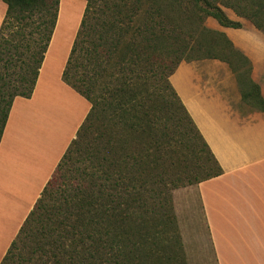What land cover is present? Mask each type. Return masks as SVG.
<instances>
[{
  "label": "trees",
  "instance_id": "trees-1",
  "mask_svg": "<svg viewBox=\"0 0 264 264\" xmlns=\"http://www.w3.org/2000/svg\"><path fill=\"white\" fill-rule=\"evenodd\" d=\"M2 1L0 140L15 97L33 94L60 10ZM223 7L264 32V0H86L62 78L91 109L0 264H148L166 256L157 243L172 249L166 263L186 264L172 188L222 168L170 77L182 61L216 58L250 78L243 50L205 23L242 27ZM50 210L58 226L43 220Z\"/></svg>",
  "mask_w": 264,
  "mask_h": 264
},
{
  "label": "crops",
  "instance_id": "crops-1",
  "mask_svg": "<svg viewBox=\"0 0 264 264\" xmlns=\"http://www.w3.org/2000/svg\"><path fill=\"white\" fill-rule=\"evenodd\" d=\"M6 10L0 0V22ZM225 11L242 27L207 23L247 55L250 78L205 58L182 61L170 81L222 168L198 187L217 264H264V32ZM75 35L56 39L55 27L33 94L15 97L3 130L0 262L91 109L62 78Z\"/></svg>",
  "mask_w": 264,
  "mask_h": 264
},
{
  "label": "rangeland",
  "instance_id": "rangeland-1",
  "mask_svg": "<svg viewBox=\"0 0 264 264\" xmlns=\"http://www.w3.org/2000/svg\"><path fill=\"white\" fill-rule=\"evenodd\" d=\"M84 4L86 5V0H60L59 17L56 25L57 27L56 39H62L67 37L66 39L69 40L71 35L76 34L75 30L76 28L78 29L80 25L79 20L81 18V15L83 14L82 11ZM225 8L227 7H223L224 10ZM232 13H234L233 9H231V14ZM211 18L213 17L209 16L205 20V23L207 24L208 27L209 25L207 23V20ZM3 19L0 22V27ZM64 32L65 34L64 36H62ZM196 154H195V164L200 165L203 160L202 158H200L201 155L199 151L198 152L196 151ZM66 168L67 167L61 170L62 174L63 172L65 175L68 174ZM202 176L203 174L199 173L197 174L196 178L197 177L201 178ZM62 177L63 176H61V178ZM61 178H58L56 181L55 187L59 188L58 190H61L68 181L67 179H61ZM195 180L180 182L179 185L172 188V200L174 204V211L182 236L186 264H217L216 256L214 254V250L209 234V228L205 220L202 201L198 189L199 184L201 182ZM49 212L52 214L49 213V217L47 215L46 216L43 215V218H46L43 220L45 222H48L50 226H54V227L58 226L59 219L61 216L54 215L51 210ZM157 224L158 225L156 226L157 227L156 230L162 229L160 222H157ZM162 232L163 231L160 230V234ZM157 248L160 253L167 251L166 256L165 254H163L161 256L150 258L151 262H149L148 264H179L176 258L174 261H168L166 263L169 256L172 254V249L168 248L167 246L163 248L160 243H157ZM113 253L116 255L117 251ZM115 259L116 257L113 258V261H115ZM132 261H134L136 264H139L138 263L139 261L134 257L132 258ZM114 264H120V263H116L115 261Z\"/></svg>",
  "mask_w": 264,
  "mask_h": 264
}]
</instances>
